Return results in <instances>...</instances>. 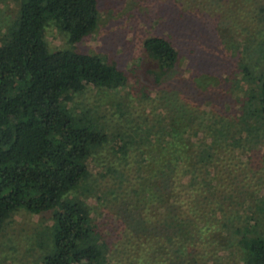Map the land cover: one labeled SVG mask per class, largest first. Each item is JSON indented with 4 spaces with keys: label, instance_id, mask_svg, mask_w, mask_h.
<instances>
[{
    "label": "trees",
    "instance_id": "trees-1",
    "mask_svg": "<svg viewBox=\"0 0 264 264\" xmlns=\"http://www.w3.org/2000/svg\"><path fill=\"white\" fill-rule=\"evenodd\" d=\"M260 9L264 22V4ZM99 21V0H18L0 42V232L22 206L35 213L56 209L54 250L45 254L44 264L111 262L109 245L96 230L92 203L76 194L89 184L94 154L114 141L121 161L129 152L139 155L144 174L136 183L154 198L156 209L168 210L159 222L173 230L166 235L169 242L186 240L185 234L200 240L221 235L222 227L243 226L237 246L245 264H264L261 188L257 183L234 185L230 174L215 173L237 163L233 149L238 142L246 148L264 137V72L259 82L257 77L249 83L237 116L208 108L191 116L184 111L175 126L164 123L178 114L176 104L168 103L172 88L167 85L159 115L147 116L122 141L118 133L88 123L70 107L74 96L90 86L114 90L129 80L116 61L72 48L94 33ZM50 27L66 32L71 46L52 50ZM143 45L157 65L152 71L161 86L177 66L180 51L163 35L149 36ZM198 116L204 125L196 124ZM175 251L185 252L180 247Z\"/></svg>",
    "mask_w": 264,
    "mask_h": 264
},
{
    "label": "rangeland",
    "instance_id": "rangeland-1",
    "mask_svg": "<svg viewBox=\"0 0 264 264\" xmlns=\"http://www.w3.org/2000/svg\"><path fill=\"white\" fill-rule=\"evenodd\" d=\"M263 4L264 0H99L98 28L72 48L116 61L129 80L114 90L90 86L77 93L70 102L72 111L124 141L126 131L159 115L161 96L169 93L165 87L170 85L168 103L176 104L178 114L169 116L165 125L175 126L179 113L191 116L205 108L237 116L249 83L257 77L259 82L264 72ZM17 6L18 0H0V42ZM152 35L168 37L180 51L177 66L161 86L152 71L157 65L143 45ZM47 39L52 50L71 46L67 33L54 27ZM194 120L204 125L199 116ZM112 142L94 154L89 184L76 194L92 203L96 230L109 245L108 264H245L237 246L243 226L222 227L221 235L206 234L200 240L196 234L194 239L185 234L186 240L169 242L166 235L173 230L159 222L168 210L156 209L154 198L138 184V176L144 174L139 155L129 152L121 161ZM233 152L239 162L221 172L216 169V176L230 174L234 185L257 183L264 194V137L246 148L238 142ZM55 212L35 213L25 206L13 211L0 232V264H44L45 254L54 250ZM176 247L185 252L176 253Z\"/></svg>",
    "mask_w": 264,
    "mask_h": 264
}]
</instances>
